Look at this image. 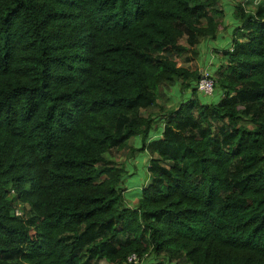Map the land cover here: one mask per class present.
<instances>
[{
    "label": "trees",
    "instance_id": "16d2710c",
    "mask_svg": "<svg viewBox=\"0 0 264 264\" xmlns=\"http://www.w3.org/2000/svg\"><path fill=\"white\" fill-rule=\"evenodd\" d=\"M244 3L205 104L221 0H0V264H264V0ZM137 135L131 208L106 155Z\"/></svg>",
    "mask_w": 264,
    "mask_h": 264
},
{
    "label": "rangeland",
    "instance_id": "374dc122",
    "mask_svg": "<svg viewBox=\"0 0 264 264\" xmlns=\"http://www.w3.org/2000/svg\"><path fill=\"white\" fill-rule=\"evenodd\" d=\"M244 1L247 0H221V6L225 12L224 23L225 31H221L216 40H205L199 46L200 57L198 65L202 70L208 68L213 76H216L217 69L222 62L223 53L230 49L233 34L235 30L242 26V21L236 16V6L242 2L249 12H253L254 7ZM249 1V0H248ZM223 96L222 89L218 86L213 95L207 96L198 93L201 102L205 104L218 103ZM191 98L190 92L184 91L180 84H176L171 91L168 92L166 99L162 104L167 109H172L178 104L183 103ZM168 113V112H167ZM163 113L156 114L155 125L150 133V138L158 139L163 130L164 118ZM124 149H113L106 155V159L119 166L122 165L124 180L120 185L123 190L124 205L135 208L143 187L149 182L148 166L151 155L147 150H143V139L141 135H137L129 139L124 145ZM22 208L17 213H22ZM143 264H150L151 259H144ZM166 264H171L166 261ZM174 264V263H172Z\"/></svg>",
    "mask_w": 264,
    "mask_h": 264
},
{
    "label": "built area",
    "instance_id": "2783aa9c",
    "mask_svg": "<svg viewBox=\"0 0 264 264\" xmlns=\"http://www.w3.org/2000/svg\"><path fill=\"white\" fill-rule=\"evenodd\" d=\"M198 91L207 96L214 94L215 79L208 68L201 71L200 79L198 81ZM129 262L134 264H142V262H139L137 256L135 255L129 258Z\"/></svg>",
    "mask_w": 264,
    "mask_h": 264
}]
</instances>
